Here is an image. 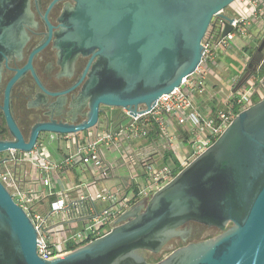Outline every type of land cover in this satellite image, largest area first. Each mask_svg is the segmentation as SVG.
Returning a JSON list of instances; mask_svg holds the SVG:
<instances>
[{
	"label": "water",
	"instance_id": "obj_1",
	"mask_svg": "<svg viewBox=\"0 0 264 264\" xmlns=\"http://www.w3.org/2000/svg\"><path fill=\"white\" fill-rule=\"evenodd\" d=\"M73 1L60 42L100 58L96 70H89L90 59L82 74L87 79L80 96L88 110L80 122L38 123L27 139L21 138L6 95L13 81L32 70L30 56L6 86L3 109L15 138L1 139L0 153L29 151L40 132L89 129L101 106L133 116L149 110L196 69L211 19L223 20L221 36L231 30L232 17L224 9L237 0ZM31 20L29 0H0V63L20 51L23 27ZM191 222L220 234L186 242L157 262L147 260L175 237L186 241ZM33 228L0 182V264H264V97L240 111L216 141L145 204L125 211L103 237L47 260L36 253Z\"/></svg>",
	"mask_w": 264,
	"mask_h": 264
},
{
	"label": "built area",
	"instance_id": "obj_2",
	"mask_svg": "<svg viewBox=\"0 0 264 264\" xmlns=\"http://www.w3.org/2000/svg\"><path fill=\"white\" fill-rule=\"evenodd\" d=\"M245 6L250 8L249 13H242ZM235 10L237 16H231L229 23L231 30L223 36V20L217 16L211 19L201 40L202 56L196 69L178 87L160 96L149 110L133 116L120 108L114 125L107 110H101L96 125L89 129L45 132L49 139L66 143L69 153L58 161L52 159L40 137L29 151L10 148L0 158V182L30 219L39 257L49 260L62 256L109 233L125 211L145 204L216 141L240 111L255 103L252 78L243 79L248 55L243 56L241 76L227 77L230 91L224 100L208 87L210 78L215 86L222 80L219 51L232 50L236 36L247 44L256 35L264 37V0H240ZM252 28L258 34H253ZM139 139L149 140L163 160L136 156L133 144ZM165 151L171 153L167 159L163 158ZM107 153L113 155L118 166H127L128 174L98 190L95 184L109 180L113 171ZM76 165L88 171L90 182L62 179Z\"/></svg>",
	"mask_w": 264,
	"mask_h": 264
},
{
	"label": "flooded vegetation",
	"instance_id": "obj_3",
	"mask_svg": "<svg viewBox=\"0 0 264 264\" xmlns=\"http://www.w3.org/2000/svg\"><path fill=\"white\" fill-rule=\"evenodd\" d=\"M53 2L54 0H29L32 20L23 27L24 44L20 51L6 55L0 63V140L15 138L7 125L3 109L4 95L7 83L16 70L27 64L30 56V64L39 83L32 70L27 69L13 81L6 95L8 113L21 138L27 139L33 126L38 123L54 120L80 122L88 110V102L82 101L80 96L82 85L87 79V73L83 79L82 74L90 59L89 70H96L100 58L92 53L82 55L60 42L67 10L74 5V1ZM262 39L255 49L257 54L264 48ZM258 62L259 59L250 58L243 79L252 78L254 66ZM38 134L41 135V132ZM192 223L194 222L188 223L187 227L191 228Z\"/></svg>",
	"mask_w": 264,
	"mask_h": 264
},
{
	"label": "rangeland",
	"instance_id": "obj_4",
	"mask_svg": "<svg viewBox=\"0 0 264 264\" xmlns=\"http://www.w3.org/2000/svg\"><path fill=\"white\" fill-rule=\"evenodd\" d=\"M237 2V1H235ZM234 2V3H235ZM232 3L230 6L226 7L224 9V13L228 14L230 16H237L235 6ZM256 35V34H255ZM261 38L259 36H255L250 42L247 44L245 43V40L243 38H240L239 36H236L235 39L233 40V49L227 52H221L219 51V61L221 64H223L225 67H227V71L222 73V80L220 82L216 83V86L214 85L211 86V84L214 82V80H209V89L211 92H214L216 90V96L220 100H224L230 91V84L227 82V77L228 76H233L236 75L238 77L241 76L243 68H244V61H243V56L248 55L250 58H255L259 59L258 64L254 66L255 73L254 75L257 76L256 80H252L251 83H253L255 87V95L253 98V101L256 103L260 99L264 97V88H263V81H264V76L260 77L257 75V70L259 71L260 67L263 65L264 66V48L262 49V52L260 54H257L255 52L256 47L258 46V43ZM251 73V72H250ZM252 74V75H253ZM253 79V77H252ZM211 83V84H210ZM212 87V88H210ZM216 87V88H215ZM102 107V112L107 110V115H110V117L113 115V112L109 110V107L101 106ZM117 108H114L113 110H116ZM236 114L239 112L238 108L235 109ZM41 132V135L39 137L41 138L40 140L44 141V144L47 146L46 148L49 149L52 155V159L55 161L60 160V157L62 155H67L69 153V150L66 146V143L64 141H61L57 143L56 139H49L50 136L48 133ZM43 134V135H42ZM43 138V139H42ZM57 146L59 149H57ZM186 147H189V144H186ZM5 155V152L0 153V158H2ZM163 158L165 157L166 159L171 155L169 151L163 152ZM161 157L159 156L157 158L158 162H161ZM127 169L125 167H120V168H115L114 173L115 175H123ZM66 176H64L62 179L64 181H72L75 183H88L91 181V176L88 173V171L81 165H76L72 167L70 170H68ZM138 175H140V170L137 172ZM139 177V179H140ZM113 179L111 180H106V181H99L95 184L96 189H100L102 186H112L113 185ZM187 227V226H186ZM219 232L217 229L214 227H206L204 225L198 224V223H192V227L190 228V233L186 239V241L181 240L179 237H175L173 239V243L170 245H166L161 252L156 253L158 254L159 257L164 258L166 255L169 254L171 249H174L176 247L184 245L186 242H192V241H199L203 239H208L215 237L218 235ZM150 261V260H148Z\"/></svg>",
	"mask_w": 264,
	"mask_h": 264
},
{
	"label": "crops",
	"instance_id": "obj_5",
	"mask_svg": "<svg viewBox=\"0 0 264 264\" xmlns=\"http://www.w3.org/2000/svg\"><path fill=\"white\" fill-rule=\"evenodd\" d=\"M240 3V0H238L237 2H235L233 5L236 7L238 4ZM244 12L242 13H249L250 12V8L248 6H245L243 8ZM253 34H258L255 28H252ZM221 75L223 72L227 71V67H225L223 64H221V67L218 70ZM209 80H212V78H210ZM208 80V82H209ZM211 84V83H210ZM211 86H214V82L211 84ZM216 88V87H215ZM216 92V90L214 91ZM114 109V108H113ZM111 110L113 112V115L110 117V120L112 122V125H114L117 121V117L118 114L120 113V108H117L116 110ZM133 150L134 153L136 154V156H140V155H149V157H153L154 160H157V158L160 156L159 155V150L156 147H153L150 143L149 140L147 139H139L137 140L134 144H133ZM107 158L108 161L113 165V171L115 168H120V167H124V166H118L117 163H115V158L113 157L112 154L107 153ZM163 159H161L162 161ZM125 168L127 169V171L125 173H123V175H115V173L113 171L112 175L110 177L109 180L113 179V185L116 184V178L121 177V176H126L128 174V169L127 166H125ZM136 169V168H135ZM132 170V169H131Z\"/></svg>",
	"mask_w": 264,
	"mask_h": 264
},
{
	"label": "trees",
	"instance_id": "obj_6",
	"mask_svg": "<svg viewBox=\"0 0 264 264\" xmlns=\"http://www.w3.org/2000/svg\"><path fill=\"white\" fill-rule=\"evenodd\" d=\"M257 72V75L262 77L264 76V66L262 65L259 69V71H256ZM253 79H251V82L252 80H256L257 79V76L253 74ZM216 229V228H215ZM218 230V229H217ZM219 234H220V231L218 230ZM173 243V240H171L167 245H170ZM147 260H150L149 262H157L159 260H161V257L158 256V254H153V253H150L148 254V259Z\"/></svg>",
	"mask_w": 264,
	"mask_h": 264
}]
</instances>
